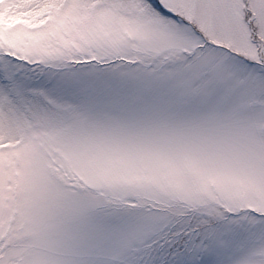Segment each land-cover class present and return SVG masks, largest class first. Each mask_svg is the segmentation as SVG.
<instances>
[{
    "label": "snow or ice",
    "instance_id": "obj_1",
    "mask_svg": "<svg viewBox=\"0 0 264 264\" xmlns=\"http://www.w3.org/2000/svg\"><path fill=\"white\" fill-rule=\"evenodd\" d=\"M0 264H264V0H0Z\"/></svg>",
    "mask_w": 264,
    "mask_h": 264
}]
</instances>
